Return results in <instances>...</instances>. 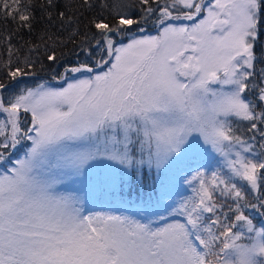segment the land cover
Returning <instances> with one entry per match:
<instances>
[{
  "label": "snow or ice",
  "instance_id": "6c2138e0",
  "mask_svg": "<svg viewBox=\"0 0 264 264\" xmlns=\"http://www.w3.org/2000/svg\"><path fill=\"white\" fill-rule=\"evenodd\" d=\"M68 7L0 0V264H264V0Z\"/></svg>",
  "mask_w": 264,
  "mask_h": 264
},
{
  "label": "trees",
  "instance_id": "16d2710c",
  "mask_svg": "<svg viewBox=\"0 0 264 264\" xmlns=\"http://www.w3.org/2000/svg\"><path fill=\"white\" fill-rule=\"evenodd\" d=\"M44 2H45V0H33V3L36 6V17H37V19H39V17L42 15V13L40 11V6L43 5ZM58 2L61 5H70V7H68V11L71 13L74 9L79 7L81 0H58ZM40 27H41V25H37V30H36V32L33 33V35L31 37L27 34V32L23 33L24 38L36 40L37 39V33L39 32ZM146 28L148 29V32L146 34H155V32L152 29L151 24L146 25ZM72 48H73V45L69 43L67 45V47H63V45H61V48L58 51H63L65 53L66 58H71V57H68V53L70 52V50ZM53 67H55V66H53ZM40 75L43 76L46 80H50L49 74H47L45 72H41ZM29 83H31L30 80H29ZM52 83L54 84L55 82H52Z\"/></svg>",
  "mask_w": 264,
  "mask_h": 264
},
{
  "label": "rangeland",
  "instance_id": "374dc122",
  "mask_svg": "<svg viewBox=\"0 0 264 264\" xmlns=\"http://www.w3.org/2000/svg\"><path fill=\"white\" fill-rule=\"evenodd\" d=\"M177 191H181V192H183L184 189H183V187H181V188L177 189ZM185 194H187V193H185Z\"/></svg>",
  "mask_w": 264,
  "mask_h": 264
}]
</instances>
